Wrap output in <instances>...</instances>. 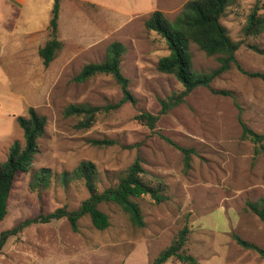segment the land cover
I'll list each match as a JSON object with an SVG mask.
<instances>
[{"label": "rangeland", "instance_id": "1", "mask_svg": "<svg viewBox=\"0 0 264 264\" xmlns=\"http://www.w3.org/2000/svg\"><path fill=\"white\" fill-rule=\"evenodd\" d=\"M186 1L60 0L57 38L62 48L44 67L37 51L48 39L53 0H0V162L14 141H22L16 118L27 116L32 107L46 119L30 171L14 182L0 232L56 208L75 209L87 192L79 180L63 188L59 174L83 161L95 166L97 189L103 190L139 158L143 180L151 186L162 184L167 197L160 203L148 196L137 199L143 228L132 226L111 204L99 207L110 221L102 231L94 229L87 216L78 222L77 232L64 219L29 226L8 239L0 264H138L139 259L146 264L183 227L188 229L184 253L197 263L264 264L232 238L235 234L264 249V225L246 209L248 201L264 198V154H255L254 145L241 140L238 120L240 116L248 128L264 134V82L232 66L209 87L196 88L183 103L160 115L153 129L135 119L139 112L158 115L160 100L183 89L172 75L157 71L158 59L168 50L143 23L156 10L175 19ZM254 4L232 0L220 21L229 38L240 42L235 58L241 69L264 74V32L249 37L242 33ZM258 7L264 15V0ZM112 43L124 48L120 69L135 103L101 111L88 129H78V119L64 115L66 107H104L122 97L110 75L73 81L84 65L103 61ZM190 52L194 69L216 68L215 57L193 44ZM222 90L230 95L219 94ZM94 141L112 144L98 146ZM167 141L192 151L188 166L182 152ZM41 168L53 176L50 187L38 196L28 190V182Z\"/></svg>", "mask_w": 264, "mask_h": 264}, {"label": "trees", "instance_id": "2", "mask_svg": "<svg viewBox=\"0 0 264 264\" xmlns=\"http://www.w3.org/2000/svg\"><path fill=\"white\" fill-rule=\"evenodd\" d=\"M232 0H188L178 16L169 20L160 11H153L144 21L146 30L160 36L167 47L168 54L158 59L156 69L160 73L172 75L182 86V90L173 93L166 99L160 100V110L154 116L147 112H139L135 119L149 129H153L160 115L166 114L173 108L184 102L193 90L198 87H209L219 76L226 73L234 66L242 74L258 78L264 82L263 73H248L238 65L235 54L240 42H233L221 23V17L226 7ZM259 0L251 12L247 15L243 28L244 37L257 36L264 32V15L259 14ZM60 13V0H53L49 21L47 25L48 39L38 51L42 65L48 67L56 54L62 48V42L58 40V20ZM197 46L207 57H215L217 66L210 71H198L192 64L190 45ZM260 52L259 50H257ZM124 48L118 43L108 46L105 59L99 63H87L80 72L73 77L76 83H82L89 78L104 74L110 75L120 86L121 99L104 107H94L86 104H71L64 110L67 117L77 118L76 128L88 129L96 116L101 111L109 112L119 108L125 103H135L134 97L128 90V80L123 77L120 69L121 57ZM222 95H230L228 91H218ZM241 126V140L254 145L255 154H264V134L252 131L238 118ZM16 123L22 132V141H14L8 149L7 158L0 162V223L5 219L8 210V199L18 175L30 171L35 156L38 153L37 141L44 133L46 119L39 115L34 108L27 109V116L16 118ZM170 145L172 142L167 141ZM98 146H109V141H94ZM178 148L183 156L185 165L189 164L191 150ZM144 170L140 165V159L136 158L123 172L120 173L114 185L97 189V170L90 162H80L70 172H61L59 182L63 188L75 180L82 182L87 197L80 202L75 209L66 206L56 208L47 213H40L35 217L27 218L9 229L0 232V254L9 238L18 237L24 229L32 225L49 224L52 221L66 220L73 232L78 231V222L87 216L92 227L98 231L109 227V217L99 208L101 204L114 205L127 217L130 224L136 228H143L145 223L137 199L148 196L160 203L167 199L162 184L151 186L143 180ZM53 174L50 169L41 168L30 175L28 190L40 196L43 190L51 185ZM246 209L252 213L264 225V198L248 201ZM187 227H183L171 243L161 250L149 264H165L169 260H176L182 264H197V260L184 253L187 241ZM235 243L244 250L256 253L264 259V249L232 235Z\"/></svg>", "mask_w": 264, "mask_h": 264}, {"label": "crops", "instance_id": "3", "mask_svg": "<svg viewBox=\"0 0 264 264\" xmlns=\"http://www.w3.org/2000/svg\"><path fill=\"white\" fill-rule=\"evenodd\" d=\"M21 1H24V0H21ZM21 5H20V7L22 6V2L20 3ZM52 6V5H51ZM50 9H51V7L49 8V14H50ZM60 13H61V8H60ZM60 13H59V20H60V18H61V15H60ZM59 20H58V26H59ZM207 248V247H206ZM208 248H209V246H208ZM218 255H219V253H218ZM218 255H216V256H218ZM216 256H214V258H216ZM154 259V258H153ZM152 259V260H153ZM151 259L149 260H147L146 261V264H149L150 262L149 261H152ZM208 260H213V259H208ZM139 263L138 264H142V260H140L139 259ZM165 264H182V263H180V262H178V261H174V260H169V261H167ZM197 264H202V260H200V261H198V263Z\"/></svg>", "mask_w": 264, "mask_h": 264}]
</instances>
